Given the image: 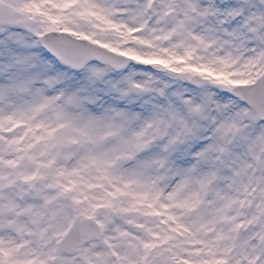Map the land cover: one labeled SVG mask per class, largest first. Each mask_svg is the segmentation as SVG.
<instances>
[{"label":"snow or ice","instance_id":"6c2138e0","mask_svg":"<svg viewBox=\"0 0 264 264\" xmlns=\"http://www.w3.org/2000/svg\"><path fill=\"white\" fill-rule=\"evenodd\" d=\"M0 264H264V0H0Z\"/></svg>","mask_w":264,"mask_h":264}]
</instances>
